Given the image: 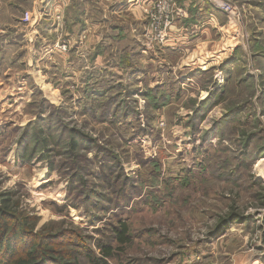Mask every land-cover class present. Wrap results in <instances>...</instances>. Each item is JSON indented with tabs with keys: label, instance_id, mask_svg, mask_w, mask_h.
Segmentation results:
<instances>
[{
	"label": "rangeland",
	"instance_id": "rangeland-1",
	"mask_svg": "<svg viewBox=\"0 0 264 264\" xmlns=\"http://www.w3.org/2000/svg\"><path fill=\"white\" fill-rule=\"evenodd\" d=\"M162 1L0 0V194L31 216L35 234L76 230L95 257V243L125 221L129 240L112 242L107 264H264V0H171L166 42L150 43ZM213 12L222 38L210 30L204 41L218 44L204 50L216 64L186 67L197 55L196 29L210 27ZM227 59L236 62L229 84L218 68ZM222 85V101L192 128L198 102ZM154 87L165 95L158 104ZM111 97L123 101L119 113L127 104L137 114L98 120ZM42 99L65 109L67 126L99 139L103 152L86 153L93 167L104 151L119 160L113 187L88 178L107 200L68 189L62 154L52 170L40 152L26 163L17 157L21 128L36 121ZM222 218V231L209 234ZM54 246L72 249L71 264H93L79 244Z\"/></svg>",
	"mask_w": 264,
	"mask_h": 264
},
{
	"label": "trees",
	"instance_id": "trees-1",
	"mask_svg": "<svg viewBox=\"0 0 264 264\" xmlns=\"http://www.w3.org/2000/svg\"><path fill=\"white\" fill-rule=\"evenodd\" d=\"M232 64H236V62L233 59H227L218 66L225 74L227 84L231 82L232 70L236 68V66L231 68L230 66ZM196 73H199V71L193 72V75H196ZM201 74H203V72ZM239 80L241 81V78ZM242 81H244V79H242ZM226 88L227 87L223 85L220 88H214L212 91H209L206 98L198 102L197 107L193 110V114L189 117L192 128L196 129V120L202 119L207 111L222 101ZM158 89L159 88L154 87L153 90H150L152 93L151 100H155L156 104L165 97L164 93ZM121 103H123V101L117 100L115 97H111L104 101L97 119L114 121L118 119L119 116L127 118L137 114L134 107H130L127 104L122 108V112L119 113L117 108ZM112 105L113 108L110 110ZM38 108L39 114L36 121H32L21 128L17 157L22 162L26 163L32 159L36 152H40L39 158L46 160L49 165V170H52L54 169V159L56 156L62 154L65 157L62 159L61 165H64L63 167L66 168L65 171L69 172L70 170V184H68V189H72L78 194L82 192L81 194L86 201L91 199L92 196L107 200L102 193L96 189L95 182L93 180L89 182L88 178L102 179V182L98 181L101 187H106L105 184H109L113 187L109 172L111 166H114V164L117 165L119 162L117 157H113L112 153L104 151L103 156L96 157L97 165L95 166H97V169H93L95 167H93L95 161L88 157L86 153L92 150H94L95 153L103 152V148L98 141L99 139L87 134L83 129H78L75 126H67L63 121L68 114L65 109L53 107L43 99L39 101ZM238 111L234 114H237ZM89 114L92 117L96 116L92 111V107L89 109ZM234 114L226 115L221 120L227 122L226 119ZM218 124L220 123L216 122L212 131L219 130ZM221 131L222 129L219 134ZM250 138L251 135L246 134L242 145L243 148H247V142ZM112 160H115V162ZM80 185L85 187V190H83ZM116 189H118V187ZM260 190H262V193H258L257 196L260 197L261 202L264 198V188L260 187ZM115 195L119 196V194ZM6 196L7 195L4 193L0 194V264H71L69 260L70 257L73 256L72 249L56 251L58 249L55 248L54 244L73 246L74 243L79 244L82 250H85L84 256L86 254L85 257L89 262L91 261L93 264H107V259L114 256L113 252L116 249L112 246V242H116L120 246L127 243L129 240L128 225L125 221L120 222L118 226H113L112 229H110L107 243H103L102 241L95 243V247L99 251V256L95 257L96 255L91 251V247L83 241L85 237H82L81 233L76 230L49 231L43 236L35 234L33 232L34 226L33 223H31V216L29 217L23 212L16 211V209L13 208V201ZM122 196L127 199L129 198V195L124 196V193ZM95 205L97 207L96 203ZM109 208L110 207H104V209ZM229 214L235 215L236 213L233 211ZM225 224V218L220 219L209 234L215 235L220 233ZM45 237H48L47 240L44 239Z\"/></svg>",
	"mask_w": 264,
	"mask_h": 264
},
{
	"label": "crops",
	"instance_id": "crops-1",
	"mask_svg": "<svg viewBox=\"0 0 264 264\" xmlns=\"http://www.w3.org/2000/svg\"><path fill=\"white\" fill-rule=\"evenodd\" d=\"M125 5V3L124 4H122L121 5V7L122 6H124ZM201 9V8H200ZM214 13V12H213ZM209 13L211 16V18H210V20L212 21L211 23H210V27L209 26H204V25H206V24H208V22H202V24L201 25H199L198 26V29H196V31L197 32H195V35H198L197 36V38H195V43H198V46H197V48L198 49H194V54H196L197 53V55H193L192 57L193 58H191V60L190 59H188V60H190V61H188L187 62V64H185V66L187 67V66H190V65H193V64H206L207 66L206 67H210V66H213V65H215L216 64V60L218 59V57L216 58V57H214L215 55H213L212 57H210L208 60H206V56H205V53H206V51L204 50V46H206V48H213V47H216L217 46V44H218V41H215V40H210V41H208V40H206V41H204L205 39H213V38H211V32H210V30H213L214 31V33H216L217 35H221L222 33L220 32V30H221V28H222V26L220 25V23L218 24V18L215 16L216 14L214 13ZM89 17H85V21H86V25H85V29L83 30V31H89L90 29H91V26H93V24L91 25L90 24V22H87V20L86 19H88ZM205 27V28H204ZM194 32V31H193ZM179 35V34H178ZM174 36V35H173ZM172 36V37H173ZM179 37H180V35L179 36H177V37H175L174 39H179ZM221 38H222V35H221ZM184 39V38H183ZM203 40V43H201V45H200V41H202ZM175 42H178V40H176ZM219 42H221V40L219 41ZM178 43H183V41H181V42H178ZM126 44V43H125ZM172 44H174V42H172ZM220 44V43H219ZM97 46V45H96ZM130 47H132V46H134V47H132V53H135L136 51L135 50H137V48H138V46H137V43H135V45L132 43V44H130L129 45ZM199 46H202V48L200 49L199 48ZM198 50V51H197ZM216 51H213L212 52V54L213 53H215ZM131 53V54H132ZM96 57H99L98 55L96 56ZM73 57H71V59H72ZM195 60V61H194ZM198 68H200L201 69V67L200 66H197ZM196 67V68H197ZM193 69H196L195 67H192ZM191 68V69H192Z\"/></svg>",
	"mask_w": 264,
	"mask_h": 264
},
{
	"label": "built area",
	"instance_id": "built-area-1",
	"mask_svg": "<svg viewBox=\"0 0 264 264\" xmlns=\"http://www.w3.org/2000/svg\"><path fill=\"white\" fill-rule=\"evenodd\" d=\"M162 11L158 15L153 16L152 23L149 24L148 33L146 35L149 42L164 44L168 36L169 29L172 25V7L171 0H164L160 3ZM230 10L231 6L227 5L225 10Z\"/></svg>",
	"mask_w": 264,
	"mask_h": 264
},
{
	"label": "bare ground",
	"instance_id": "bare-ground-1",
	"mask_svg": "<svg viewBox=\"0 0 264 264\" xmlns=\"http://www.w3.org/2000/svg\"><path fill=\"white\" fill-rule=\"evenodd\" d=\"M262 161H264V158L262 159Z\"/></svg>",
	"mask_w": 264,
	"mask_h": 264
}]
</instances>
